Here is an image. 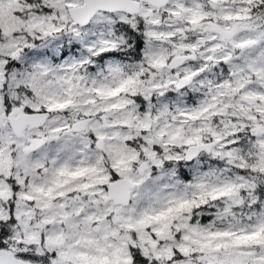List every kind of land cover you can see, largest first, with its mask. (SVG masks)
<instances>
[{
	"label": "snow or ice",
	"instance_id": "snow-or-ice-1",
	"mask_svg": "<svg viewBox=\"0 0 264 264\" xmlns=\"http://www.w3.org/2000/svg\"><path fill=\"white\" fill-rule=\"evenodd\" d=\"M0 264H264V0H0Z\"/></svg>",
	"mask_w": 264,
	"mask_h": 264
}]
</instances>
